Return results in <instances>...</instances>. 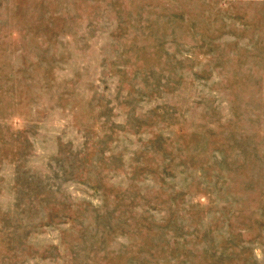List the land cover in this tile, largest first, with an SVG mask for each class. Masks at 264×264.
Returning a JSON list of instances; mask_svg holds the SVG:
<instances>
[{"label": "rangeland", "instance_id": "obj_1", "mask_svg": "<svg viewBox=\"0 0 264 264\" xmlns=\"http://www.w3.org/2000/svg\"><path fill=\"white\" fill-rule=\"evenodd\" d=\"M0 264H264V0H0Z\"/></svg>", "mask_w": 264, "mask_h": 264}]
</instances>
